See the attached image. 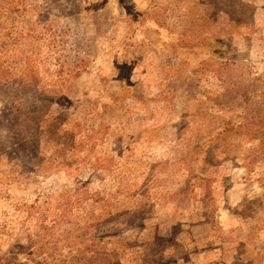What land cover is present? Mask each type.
<instances>
[{
  "label": "rangeland",
  "instance_id": "obj_1",
  "mask_svg": "<svg viewBox=\"0 0 264 264\" xmlns=\"http://www.w3.org/2000/svg\"><path fill=\"white\" fill-rule=\"evenodd\" d=\"M1 71L0 264H264V0H0Z\"/></svg>",
  "mask_w": 264,
  "mask_h": 264
},
{
  "label": "trees",
  "instance_id": "obj_2",
  "mask_svg": "<svg viewBox=\"0 0 264 264\" xmlns=\"http://www.w3.org/2000/svg\"><path fill=\"white\" fill-rule=\"evenodd\" d=\"M147 17H149V15L146 14V13L135 14V15L133 14V15H130L129 20H130V22L133 21V23H137L138 27H142V28H145L146 29V26H145L146 25V22L144 20ZM55 33H57V32H52L53 35H52V38L51 39L57 38L55 36ZM49 44L52 47H54V49H56L58 51V54H59V56H58V60L60 62V64H59L60 65V69H59V82L60 83H63V84H66L68 73L65 72V70H71V68L68 69L65 66L64 62L61 61L64 58V56L62 55L63 52L64 51H67V49H65V44L63 42H59V41H53V42H51ZM58 45H61L60 46V49L58 48ZM76 52H77V54H76V58L74 60L75 61V64L73 66V69L71 70L73 72V75L75 76L74 78H77L81 73L85 72L86 71V67H87L86 65H88L85 62V60H83L84 59L83 55H85V54L82 55V54H80L79 51H76ZM1 73L5 75V79L3 78L2 80H0V81H2L4 83V84H0V86L3 87L4 89H8L9 81H10V78L12 76H10L9 74H8L9 75L8 76L3 71H1ZM21 88H23V87H21ZM21 91L23 93L25 92V90H21ZM109 256L111 257V255H107V254L104 255L105 258H108V260H107L108 262H106V263L107 264H117L116 260L113 259V258H110Z\"/></svg>",
  "mask_w": 264,
  "mask_h": 264
}]
</instances>
